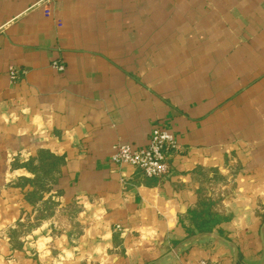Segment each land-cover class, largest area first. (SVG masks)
I'll return each instance as SVG.
<instances>
[{
    "label": "crops",
    "instance_id": "crops-1",
    "mask_svg": "<svg viewBox=\"0 0 264 264\" xmlns=\"http://www.w3.org/2000/svg\"><path fill=\"white\" fill-rule=\"evenodd\" d=\"M196 211L264 264V0H0V264H235Z\"/></svg>",
    "mask_w": 264,
    "mask_h": 264
},
{
    "label": "built area",
    "instance_id": "built-area-1",
    "mask_svg": "<svg viewBox=\"0 0 264 264\" xmlns=\"http://www.w3.org/2000/svg\"><path fill=\"white\" fill-rule=\"evenodd\" d=\"M53 66L60 72L65 70L62 61H55ZM9 73L13 81L18 79L19 70L16 67H10ZM114 149L112 161L116 165H130L141 177L162 179L171 173L172 160L179 147L172 134L154 128L147 148L135 149L129 144L118 143Z\"/></svg>",
    "mask_w": 264,
    "mask_h": 264
},
{
    "label": "trees",
    "instance_id": "trees-1",
    "mask_svg": "<svg viewBox=\"0 0 264 264\" xmlns=\"http://www.w3.org/2000/svg\"><path fill=\"white\" fill-rule=\"evenodd\" d=\"M222 219L223 217L216 213H201L197 211L193 213L194 224L200 233L213 232Z\"/></svg>",
    "mask_w": 264,
    "mask_h": 264
},
{
    "label": "water",
    "instance_id": "water-1",
    "mask_svg": "<svg viewBox=\"0 0 264 264\" xmlns=\"http://www.w3.org/2000/svg\"><path fill=\"white\" fill-rule=\"evenodd\" d=\"M202 236L213 237V238L219 239V240L223 241L224 243L230 245L232 247L233 252H234V261H235V264L238 263L239 254H238L237 247L230 240H228L225 237H222L220 235L214 234L212 232L200 233L196 238H200ZM261 241H262V244L264 246V223H263L262 228H261ZM177 250L178 249H175L173 252L169 253V255H173L174 253L177 252Z\"/></svg>",
    "mask_w": 264,
    "mask_h": 264
}]
</instances>
